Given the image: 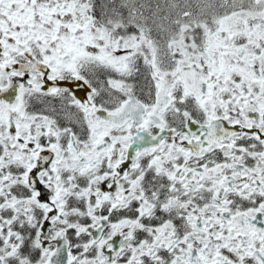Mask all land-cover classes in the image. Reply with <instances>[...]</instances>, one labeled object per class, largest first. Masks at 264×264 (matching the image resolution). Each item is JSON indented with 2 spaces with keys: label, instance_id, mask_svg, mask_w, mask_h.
Segmentation results:
<instances>
[{
  "label": "snow or ice",
  "instance_id": "obj_1",
  "mask_svg": "<svg viewBox=\"0 0 264 264\" xmlns=\"http://www.w3.org/2000/svg\"><path fill=\"white\" fill-rule=\"evenodd\" d=\"M0 264H264V0H0Z\"/></svg>",
  "mask_w": 264,
  "mask_h": 264
}]
</instances>
